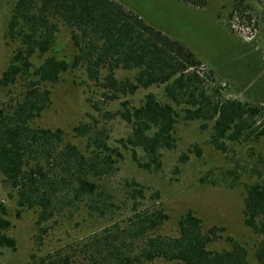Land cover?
<instances>
[{
    "label": "trees",
    "instance_id": "1",
    "mask_svg": "<svg viewBox=\"0 0 264 264\" xmlns=\"http://www.w3.org/2000/svg\"><path fill=\"white\" fill-rule=\"evenodd\" d=\"M175 1L200 9L208 5V0ZM253 1L264 8V0ZM251 7L248 0H232L230 18H241ZM61 21L72 30L76 54L71 61L50 56L35 66V55L54 48ZM7 36L19 41V46L0 85L9 88L23 83L24 90L18 99L0 107V174L3 184L16 192L18 209L37 211L36 226L42 234L46 224L58 223L57 217L66 211L105 217L114 206L96 181L114 172L105 131L97 132L87 124L75 127L78 137L87 138L83 151L66 140L63 129L34 124L51 104V91L42 84L56 83L70 69L85 67L94 81H100L101 71L107 70L101 85L122 95L166 85L167 102L149 93L142 105H125L121 112L132 127L122 143L132 148L134 160L145 170H159L161 151L175 147L182 113L186 121L213 122L211 143L222 152L228 142L264 137V121L253 130L251 127L261 106L221 98L217 88L204 85V76L197 70L202 62L193 51L120 1L18 0ZM118 69L135 71L134 79H117L114 72ZM137 149L147 160L137 157ZM193 150L201 157L198 146ZM188 158L187 154L181 156L182 162ZM260 177L246 186L245 224L258 237L255 258L264 264V170ZM126 186L133 202L127 224L95 233L91 241L79 246L82 259L59 248L32 256L29 264H142L155 259L180 264H249L247 249L235 240H230V249H209L218 238V228L205 230L202 219L192 211L180 218L177 236L160 235L158 231L169 219L164 207L155 202L151 208H140L138 199H145L143 186L136 181H127ZM7 215V207L0 202V255L2 248L16 246V240L6 233L11 227Z\"/></svg>",
    "mask_w": 264,
    "mask_h": 264
},
{
    "label": "rangeland",
    "instance_id": "2",
    "mask_svg": "<svg viewBox=\"0 0 264 264\" xmlns=\"http://www.w3.org/2000/svg\"><path fill=\"white\" fill-rule=\"evenodd\" d=\"M17 1L0 0V78L19 46V41L7 36ZM117 1L193 51L202 62L197 70L204 76V85L217 88L221 98L261 106V114L257 115L255 123H251L252 130L264 121L263 7L248 0L253 7L241 18L231 19L232 0H208L203 9L175 0ZM58 26L54 48L48 53L35 55L32 59L35 66L50 56L71 61L76 54L72 30L62 21ZM106 74L107 70L101 71L100 81ZM134 75L135 71L122 69L114 72V76L121 80L126 77L134 79ZM100 81L91 80L85 67H78L61 74L56 83L42 84L51 91V104L34 124L53 130L63 129L66 140L83 151L87 138L78 137L75 127L87 124L97 132L105 131L114 172L96 181L114 206L105 217L82 210L66 211V215L57 217L58 223L46 224V232L42 234L36 226L37 211H20L16 192L3 184L0 174V202L7 207V218L11 221L6 233L16 240L14 249H1L0 264H29L32 256L41 257L59 248L82 259L79 246L91 241L95 233L104 229L117 230L128 223L133 202L128 197L127 181H136L145 190V199H138L140 208H151L155 202L164 207L169 219L158 231L160 235L177 236L180 218L192 211L202 219L205 230L218 228V238L209 249H230V240H235L247 249L249 264H258L255 258L258 237L245 224L246 186L261 180L264 137L228 142L226 151L222 152L211 143L213 122L186 121L182 113L175 130V147L161 151L159 170H145L134 160L132 148L122 143L131 134L132 127L121 117V112L125 105L130 108L142 105L149 93L155 94L160 102H167L166 85L140 88L133 95H122L104 88ZM22 84L9 88L0 85V107L18 99L24 90ZM195 145L201 149V157L193 150ZM136 151L139 159L147 160L141 150ZM183 154L189 156L184 162L181 160ZM41 234L42 242L38 239ZM142 264L180 263L155 259Z\"/></svg>",
    "mask_w": 264,
    "mask_h": 264
}]
</instances>
